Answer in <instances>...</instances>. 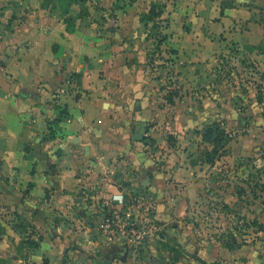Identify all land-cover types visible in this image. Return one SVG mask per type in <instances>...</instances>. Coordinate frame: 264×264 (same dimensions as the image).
I'll return each mask as SVG.
<instances>
[{"label":"rangeland","instance_id":"374dc122","mask_svg":"<svg viewBox=\"0 0 264 264\" xmlns=\"http://www.w3.org/2000/svg\"><path fill=\"white\" fill-rule=\"evenodd\" d=\"M75 1L0 0V63L33 70L40 34L50 24L65 29L63 17L82 44H97L107 64L100 79L123 89L103 100L102 113L114 121L100 140L129 142L109 159L111 178L155 209L158 237L144 260L245 264V251L264 253V0H86L81 18ZM82 84L68 78V97L57 99L50 120ZM213 123L228 138L210 167L202 131ZM53 127L50 137L64 129ZM27 225L19 230L27 234ZM15 239L8 242L27 255L26 236Z\"/></svg>","mask_w":264,"mask_h":264},{"label":"crops","instance_id":"0c3cea01","mask_svg":"<svg viewBox=\"0 0 264 264\" xmlns=\"http://www.w3.org/2000/svg\"><path fill=\"white\" fill-rule=\"evenodd\" d=\"M40 36L33 70L23 61L0 63V264H149L143 258L147 249L135 252L106 241L90 216L96 192L119 189L109 159L129 142L126 135L104 141L100 134L114 121L102 113L103 100L123 89L100 79L106 63L101 64L97 44L84 45L78 32L67 34L55 24ZM123 50L132 53L127 45ZM72 75L80 76L82 87L50 120L58 112L57 99L68 97L65 83ZM63 110L66 117L60 116ZM55 124L64 129L50 137ZM103 176L107 183H101ZM22 223L28 224L27 234L19 230ZM23 236L27 255L8 242L12 237L17 244ZM252 250L244 252L245 264H264V253Z\"/></svg>","mask_w":264,"mask_h":264},{"label":"built area","instance_id":"2783aa9c","mask_svg":"<svg viewBox=\"0 0 264 264\" xmlns=\"http://www.w3.org/2000/svg\"><path fill=\"white\" fill-rule=\"evenodd\" d=\"M107 179L103 176L101 183ZM109 194L99 191L90 199V216L98 232L110 243L127 245L135 252L146 250L158 237L153 203L142 194L120 189Z\"/></svg>","mask_w":264,"mask_h":264},{"label":"trees","instance_id":"16d2710c","mask_svg":"<svg viewBox=\"0 0 264 264\" xmlns=\"http://www.w3.org/2000/svg\"><path fill=\"white\" fill-rule=\"evenodd\" d=\"M75 2L79 3L80 5H83V13H80V18L85 13L84 10H86V5H84V2L86 0H76ZM66 8V5H64ZM69 12L66 10L64 12V15ZM72 20H67L66 17H63V25L65 27V32L67 34H73L76 31V25H72ZM171 104V101H169ZM67 110H63L60 113L61 117L67 116ZM57 122V120H54ZM228 136L224 130L219 124L213 123L211 125H207L203 131H202V140L204 143L208 144L211 147V150L208 148L205 149L203 153V163L209 165L212 167L214 165V162L216 158L218 157V149L223 145L224 142H226ZM33 174V172H32Z\"/></svg>","mask_w":264,"mask_h":264}]
</instances>
